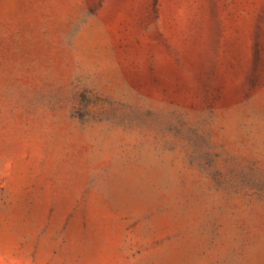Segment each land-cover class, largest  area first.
I'll use <instances>...</instances> for the list:
<instances>
[{
	"label": "rangeland",
	"instance_id": "rangeland-1",
	"mask_svg": "<svg viewBox=\"0 0 264 264\" xmlns=\"http://www.w3.org/2000/svg\"><path fill=\"white\" fill-rule=\"evenodd\" d=\"M0 264H264V0H0Z\"/></svg>",
	"mask_w": 264,
	"mask_h": 264
}]
</instances>
